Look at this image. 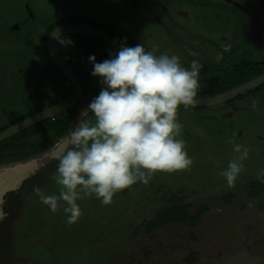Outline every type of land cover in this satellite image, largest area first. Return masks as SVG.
<instances>
[{"label":"rangeland","instance_id":"rangeland-1","mask_svg":"<svg viewBox=\"0 0 264 264\" xmlns=\"http://www.w3.org/2000/svg\"><path fill=\"white\" fill-rule=\"evenodd\" d=\"M135 1L144 11V22L140 24L132 15L123 17L122 22L116 17L121 12L120 4L124 6L122 11L134 12L127 6L128 0H93L90 4L74 0H0V132L30 117L36 108H43L48 99L54 98L55 93L48 95L42 91L40 76L43 64L47 63L39 60L41 51L35 47L40 42L42 29L32 28L51 27L53 19L44 23L40 19L50 17L55 6L59 10L56 23L88 12L93 19L90 23L97 21L98 27L108 29L113 37L118 36L122 45L143 44L146 49H157V55L172 54L168 50L174 44L180 47L165 28V19L172 9L168 6L169 0ZM183 1L174 3L182 5ZM186 6L192 10L198 31L207 34L205 37L212 45L204 46V52L192 58L186 52L174 53L184 67H189L193 60L202 65L198 97L209 96L208 83L224 77L225 51H229L231 61L239 54L247 61L259 59L264 71V54L254 59L251 56L254 22L246 19L243 27L240 13L226 0H193ZM32 14L37 17L33 18ZM23 18L31 21L28 25L32 28H23L18 35L5 31L11 26L19 27L18 22ZM102 19L110 22L103 23ZM228 22L237 34L228 32ZM70 39L75 41L69 47L66 44L61 47L66 48L75 63L74 56L87 54L88 59L94 55L103 62L104 54H114L113 49L97 39L69 35ZM45 77L46 89L55 86L48 73ZM58 91L56 95L64 92ZM86 91L89 90L86 88ZM93 93V96L99 95V92ZM248 95L258 100V107L253 109L249 102L233 118L219 117L201 108H191L194 112L189 114L186 108L180 107L178 120L183 130L178 138L186 141V151L194 160L190 169L157 172L150 180L153 184L137 182L118 192L109 205H103L94 195L78 200L82 216L72 225L67 224V214L62 208L51 212L33 191L34 186H39L46 195L59 194V186L51 179L57 161L52 158L48 161L47 155L64 141L62 136L53 143L54 133L61 128L57 123L62 115L1 141L0 168L34 156H39L38 164H47L45 168L30 165L34 177L23 187L18 204L2 224L5 260L11 264H188L187 256L196 252L195 261L190 264H264V192L255 194L251 187L257 183L254 182L258 180V171L264 168V140H260L264 139V86ZM92 115L89 117L94 122ZM68 123L66 133L74 130L75 118ZM230 139L251 149L249 159L243 161L244 171L233 188L227 186L226 178L218 175L238 155L233 151V144L228 143ZM166 190L171 194L181 190V204H188L192 215L205 206L199 222L195 225L189 221L169 223L150 234L142 227L135 233L134 227L143 218L157 215L163 198H166L165 205L168 203L169 196H164ZM122 244H126L125 249L120 248ZM146 246L149 254L144 251ZM116 247H119L117 253L111 251Z\"/></svg>","mask_w":264,"mask_h":264},{"label":"clouds","instance_id":"clouds-1","mask_svg":"<svg viewBox=\"0 0 264 264\" xmlns=\"http://www.w3.org/2000/svg\"><path fill=\"white\" fill-rule=\"evenodd\" d=\"M60 38L61 44L71 43ZM156 52L143 44L121 45L111 59L98 63L94 55L89 57L91 74L101 77L106 87L81 113L80 122L61 145L51 150L57 161L51 179L59 186V194L46 195L39 186L33 187L51 212L63 209L68 225L82 216L78 200L94 195L109 205L118 192L137 182L147 185L157 172L172 173L193 165L186 141L178 138L183 130L178 110L181 105L196 106L202 65L193 60L184 67L178 55ZM251 103L253 109L258 107V100ZM228 143L238 155L218 175L233 188L251 149L231 139ZM257 179L264 183V168ZM5 196L0 195V221L8 215Z\"/></svg>","mask_w":264,"mask_h":264},{"label":"flooded vegetation","instance_id":"flooded-vegetation-1","mask_svg":"<svg viewBox=\"0 0 264 264\" xmlns=\"http://www.w3.org/2000/svg\"><path fill=\"white\" fill-rule=\"evenodd\" d=\"M75 2H82V4H86V2L88 4L92 3L93 0H74ZM193 1V0H192ZM191 0L188 3V0H184L182 5H177L174 2H176V0H169L168 1V6H171V10L169 16L165 19V28L167 30V33L170 34L179 44L180 47H178L177 44H174L173 48H169L168 51H172L174 53H185L187 54V56H190L192 58V56H197L198 53H203L204 50V46L207 47H211V43L207 40L208 38L205 37L207 34H203L201 32L198 31V28L195 26L196 21L193 19L194 17H192L191 12L192 10L188 8V4H190V2H192ZM227 3H230L234 9H236L239 13L240 16L242 18V26L244 27V20L248 19L252 22H254L255 24H253V33H252V37H254L253 40V48H252V52H251V56H253V59L255 57H257L258 55H260L261 53L264 54V0H250V1H245V0H226ZM98 4V3H97ZM129 7L132 8V10L134 11L133 13L128 11L127 9H124L122 11V7L121 4L120 6V10L121 12L119 14L116 15L119 16L120 20L122 22L123 17L128 16V15H132L134 16L138 21L139 24L144 22V11L138 8V4L135 0H128V4ZM54 9H56L54 12H52L51 15H49L50 17L47 18H41L40 21L41 22H47V21H51V19H53V21H51L50 23L52 24L51 27L49 28H45L44 27H33L28 25L31 21H29L28 18H23L19 23V27L14 28L13 26L10 27V29H7L5 31H10L13 34L18 35L19 30L22 31L23 28L25 29H35L37 28V30L42 29L40 31L39 34V41L35 44V47L37 48H44L46 47V52L47 55L49 56L48 53V48H47V41H48V37L50 35V33L57 28L58 26H62L65 24H87V25H91L94 27H97L101 30H103L105 33H107L109 36H112V33H110L108 31V29H106L105 27H98L97 24L95 22L94 23H90V20H93L91 15H89L88 12H86L85 16H73V17H69L66 19H62V21L60 23H56V19L59 17V10L58 7H54ZM118 9V11H119ZM117 11V12H118ZM137 13V14H136ZM148 13V12H147ZM146 13V14H147ZM35 14H32V17L34 18ZM88 16V18H87ZM37 17V16H35ZM109 20L111 19V16L108 15L107 17ZM109 20H104L102 19L103 23H108L110 22ZM98 23V22H97ZM199 23V22H198ZM202 25V24H201ZM228 28V32L229 33H235L237 34V30H233V28H230V22H228L227 24ZM105 28V29H104ZM235 29V28H234ZM240 29V27H239ZM209 32L211 33V30H209ZM77 36V35H76ZM80 37L86 38V39H97L100 42L105 43L110 49H112L106 42L102 41L99 38H95V37H91V36H87V35H79ZM116 36V35H115ZM219 36V35H217ZM216 36V38L218 39V37ZM60 39H65L68 40L69 39V35H63L60 36ZM115 38L120 44H121V39L116 36L113 37ZM73 39V38H72ZM70 39L71 43L75 40ZM70 44H66L67 47L70 46ZM61 44L58 39H57V46L59 48V50L61 51V53L64 55V57L68 60V63L71 65L80 85L82 88V96L81 99L79 101V103H77L78 105L75 108H72L71 110L67 111L64 114H60L62 115L61 120H59L61 123L63 122H67V124H69V120L75 118V121L77 119V116L79 115V113L82 112V109L84 110V108H87V105H89L91 103V101L96 97L93 96V92H99L101 91L102 87H106L105 85H102L101 83V79L100 80H96L99 79L101 77L99 76H93L92 70H93V64L87 59L88 55L84 54L86 57H80V56H74V58H76L77 62L75 63V61H73L67 54L66 52V48L63 46L61 47ZM122 45V44H121ZM255 45V46H254ZM203 46V47H202ZM251 49V48H250ZM113 53L115 54L116 52L113 51ZM166 53V51H165ZM112 54V56L114 55ZM170 54V55H172ZM176 54V55H177ZM225 54H227V66L225 69V73H224V77L221 80L215 81L214 79L211 80V82L208 83V86L210 87L209 91H207L208 93H210L209 96L211 95H215V94H219V93H223L226 92L228 90H231L233 88H236L254 78H256L257 76L261 75L264 73V71H262L261 69L262 64H260V60L258 59H254L253 61L250 60H246L244 56H241L240 54L237 56V58L233 59L232 61L229 59L230 55H229V51H225ZM111 55L108 54H104V60L106 59H111L112 58ZM235 56V55H234ZM90 57V56H89ZM50 58V56H49ZM51 59V58H50ZM52 61V60H51ZM100 61V59H99ZM98 60H96V62L99 63ZM54 64V63H53ZM55 66V64H54ZM79 66V67H77ZM55 69V70H54ZM51 74L55 77V81H54V77L50 76V79L53 81L55 86H49L48 89H46V86H44L45 80L46 79L45 75L46 73H49V71L47 72L46 69L42 70L41 73V86H42V91L44 90V92L46 91L48 93V95L50 93L54 94V98L52 99H48V101H46L44 104V107L41 108L40 110H43L44 108H46V106L48 105V103L56 100L55 103L60 102L63 99H66L67 97H69L72 93V85L69 83V81L61 74V72L57 69V67L55 66V68L50 69ZM50 75V74H49ZM47 80V79H46ZM216 82V84H215ZM86 88L89 90L88 92L86 91ZM58 89H61L62 91L64 90V92L60 95H56V93H58ZM213 89V90H212ZM260 87L255 89L254 91H251V93L253 92H257L259 91ZM47 90H49L50 92H48ZM70 90L69 94L66 96L67 92ZM58 91V92H56ZM38 93V90H37ZM60 93V92H59ZM250 92L244 94V95H240L238 97H235L233 99H229L226 102L220 104V105H216L213 107H207V108H201L202 110H208L211 113L213 112L214 114H217L219 117H235L241 110L245 109L246 105L251 102V99H254L253 97L249 96L248 94H251ZM56 95V96H55ZM248 95V96H247ZM207 97V96H205ZM47 104V105H46ZM51 105H54L53 103ZM49 105V106H51ZM47 106V107H49ZM181 108H185L183 106H181ZM188 111V113H193L194 111L191 108H186ZM39 110V111H40ZM37 111V112H39ZM78 111V114H76V112ZM37 112H35L34 114H36ZM93 114V113H92ZM90 114V115H92ZM33 115V114H32ZM31 115V116H32ZM59 115V116H60ZM66 116L67 118L64 119L63 116ZM88 115V116H90ZM185 115V114H184ZM68 120V121H67ZM71 126V123H70ZM69 133L64 134L62 136L67 137ZM260 140H264V139H260ZM56 144V143H55ZM55 146V145H54ZM43 156V155H42ZM39 156H34V157H30V159L26 160V161H32L33 159H38ZM52 158V152L51 154L48 156L47 155V159L48 161H50ZM46 162H44L43 164H40L41 167H46L47 164H45ZM38 164V162L36 163ZM35 167V166H33ZM34 177V175H32V177H30L29 179H27L20 187V196H21V190L23 189L24 186H26V184L28 183V181H30L32 178ZM13 193V192H12ZM14 194V193H13ZM12 194V195H13ZM20 196L15 197L14 195L11 196L10 194L7 193V195L5 196V200L6 203L4 205V211L8 213V216L10 215V213L12 212L13 208L18 204L17 201L20 199ZM5 221V219L3 221H0V264H11V261L5 260L4 258V242H5V238H4V234L2 232V224Z\"/></svg>","mask_w":264,"mask_h":264},{"label":"water","instance_id":"water-1","mask_svg":"<svg viewBox=\"0 0 264 264\" xmlns=\"http://www.w3.org/2000/svg\"><path fill=\"white\" fill-rule=\"evenodd\" d=\"M250 1V0H245ZM259 1V0H258ZM10 29V28H9ZM63 35H87L95 38H99L106 42L116 53L120 50L121 44L113 37L109 36L103 30L85 24H65L55 28L49 35L47 41V48L52 63L55 64L61 74L69 81L72 85V93L66 99L61 100L54 105L33 114L32 116L10 126L9 128L0 132V142L47 119L64 114L67 111L75 108L79 103L82 96L81 85L71 67L68 60L64 57L57 46V38ZM264 86V73L257 76L256 78L223 93L207 96L198 97L196 106L189 108H207L220 105L229 99H233L240 95H244L248 92L254 91L255 89ZM183 106V105H181ZM88 107V105H87ZM184 107V106H183ZM87 108H84V110ZM82 109V112L84 111ZM81 112V113H82ZM81 113L77 116L76 124L80 122ZM92 114L91 110H88V115ZM61 144H59L60 146ZM38 159L30 161L14 163L11 166L0 168V195L6 193L11 196L18 197L20 194L21 185L30 177L33 172L31 171V164H36ZM4 165V164H1ZM38 165L40 164H36ZM35 166V165H34ZM14 194H13V193ZM13 194V195H12Z\"/></svg>","mask_w":264,"mask_h":264},{"label":"trees","instance_id":"trees-1","mask_svg":"<svg viewBox=\"0 0 264 264\" xmlns=\"http://www.w3.org/2000/svg\"><path fill=\"white\" fill-rule=\"evenodd\" d=\"M40 51H41V54H40L39 60L40 61L44 60L47 63V65L43 64L44 70L46 69L47 72L49 71L48 74H50V76L54 77L51 74L50 69L55 68V66L52 63L49 56L47 55L46 47L40 48ZM69 92H70V90H69ZM68 94L69 93H67L66 96ZM55 102H56V100H54V101L48 103V105L47 104L46 105L49 106L52 103L55 104ZM36 109L34 110V112H32V114L39 111L41 109V107H38ZM59 124H61L60 125L61 128L57 129V132L54 133V135H53V138H54L53 143L54 144L59 141V139L62 137V135L67 134L66 132L69 129V125L67 124V122L61 123L60 121H58L57 125H59ZM150 183L153 184V182H151V181L148 184H150ZM254 183H256V184L252 183L253 186H251V187L254 188L255 194H260V193L264 192V183H261L259 180L255 181ZM256 187H258V188H256ZM181 194H182L181 190L174 192L172 194L170 192H168V190H166L164 192V196L165 197L169 196V198L167 199L168 203L165 205L166 198H163V200H164V203H162L163 206H162V204L160 205V208H158V210H157V212H158L157 215H155L154 217L148 216V217L143 218V220L141 221L139 226L134 227V232L135 233L139 232L141 230V228L143 227L144 231L147 234H150L153 232L154 229H158V227L169 224V223L179 224V223H184V222L186 223L189 221L190 224L195 225V223L199 222V219H200V217L204 211L203 209H205V206H201V210L198 213H196L195 215H192L188 211V208L190 206L188 204H185V205L181 204V201H182V200H180ZM144 242H145V240H144ZM125 245L121 246L120 248L125 249L126 248ZM118 250H119V247H116L111 251H113L114 253H117ZM144 251L148 254L150 253L147 246L144 248ZM118 253H121V252H118ZM195 255H196V252H191L187 256L186 262H189L188 264H190L192 261H195Z\"/></svg>","mask_w":264,"mask_h":264}]
</instances>
